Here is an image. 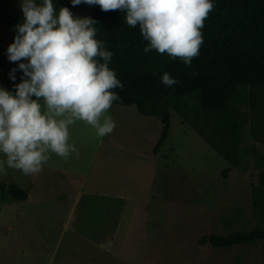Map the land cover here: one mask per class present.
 I'll use <instances>...</instances> for the list:
<instances>
[{"label":"rangeland","instance_id":"1","mask_svg":"<svg viewBox=\"0 0 264 264\" xmlns=\"http://www.w3.org/2000/svg\"><path fill=\"white\" fill-rule=\"evenodd\" d=\"M63 1L53 0L54 7ZM21 3L10 0L9 12L22 11ZM71 12L79 18L95 15L94 7L84 3ZM16 35L17 26L0 24V53ZM0 87L7 90L1 67ZM249 95L248 104L229 110L232 115L242 112L248 121L239 145L217 135L219 115L194 112L192 99L183 103L190 110L187 116L171 110L170 136L155 153L163 128L160 118L140 114L136 105H113L107 113L116 122L111 134L99 137L90 125L77 121L69 127V143L76 151L67 159L50 153L43 170L32 175L6 167L0 182L34 184L35 192L45 185L50 196L39 210L35 194L25 201L0 189V264H47L27 249H40V241H52L55 231L32 220L52 219L59 209L49 210L51 202L63 198L69 222L60 242L64 254L55 253L58 257L50 264L66 263V258L72 263L78 256L86 264L89 246L94 247L90 238L98 234L113 236L109 249L141 253L143 264H263L264 241L228 249L201 243L212 234L264 231V85H250ZM0 159L6 157L0 154ZM106 187L130 195L106 201L84 193L78 202L79 193L68 190ZM79 226L82 237L76 241L70 237L78 234Z\"/></svg>","mask_w":264,"mask_h":264},{"label":"clouds","instance_id":"2","mask_svg":"<svg viewBox=\"0 0 264 264\" xmlns=\"http://www.w3.org/2000/svg\"><path fill=\"white\" fill-rule=\"evenodd\" d=\"M71 3L126 12L127 25H139L148 42L145 53L155 50L186 66L199 55L201 29L215 7L212 0ZM21 10L24 22L17 25L7 54L10 62H18L24 78L15 93L0 87V154L6 157L0 159V174H6L7 167L32 175L43 170L50 153L67 159L76 151L69 143V127L77 121L90 125L99 137L111 134L116 122L107 113L120 99L113 90L122 89L123 84L109 68L112 52L96 39L95 20L75 17L68 7H60L57 14L53 0L40 5L22 0ZM161 82L167 87L178 83L167 72Z\"/></svg>","mask_w":264,"mask_h":264},{"label":"trees","instance_id":"3","mask_svg":"<svg viewBox=\"0 0 264 264\" xmlns=\"http://www.w3.org/2000/svg\"><path fill=\"white\" fill-rule=\"evenodd\" d=\"M212 2L214 10L201 29L203 44L190 66L155 50L145 53L148 42L139 25H127L126 12H104L98 5H91L95 9L93 20L97 22L94 25L96 39L112 52L109 68L123 84L122 89L113 90L120 97L113 105H136L140 114L160 118L163 128L155 153L170 136L171 110L187 116L190 110L185 109L183 103L192 99L196 100L192 106L194 112L219 115L220 120L214 127L217 135L234 146L243 142L247 118L242 112L232 115L229 110L234 104L249 103L250 85H264V0ZM9 6L10 0H0V24L12 29L24 22V15L22 11L10 13ZM77 6L65 0L57 3L55 9L58 14L60 7L72 11ZM0 67L7 90L15 93L16 85L24 78L18 62H10L7 51H3ZM13 69H16L14 73ZM165 72L178 83L165 86L161 82ZM10 74L15 76L14 80ZM0 189L18 200L28 198L27 191L14 183L0 182ZM259 241H264L262 230L228 236L212 234L201 239L202 244L224 249Z\"/></svg>","mask_w":264,"mask_h":264},{"label":"crops","instance_id":"4","mask_svg":"<svg viewBox=\"0 0 264 264\" xmlns=\"http://www.w3.org/2000/svg\"><path fill=\"white\" fill-rule=\"evenodd\" d=\"M7 183H11L12 181H6ZM16 184V183H15ZM17 185H19L20 187H22L23 189L27 190L28 193V198L25 201L30 200L31 198V194H35L37 197V206H39V210L43 207L44 208V204L46 202V196H50L47 195L50 193V190L48 189L49 187H41L39 189V191L34 190V184H31L30 187H32V191L31 188L21 182H17ZM71 193H79V198H78V202L81 199L82 194L84 193H88L90 194L92 197H96V196H100L103 197L106 201H112V199L115 197V195L117 194H127L130 195L129 192H123V193H114L113 192V188H100V189H85V191L90 190L89 192H85L82 190V188H72V189H68ZM39 195V196H38ZM120 197H124L128 200H131L132 197L131 196H120ZM51 199H53V197H51ZM5 202H3L4 204ZM51 209L48 208L49 210H53V209H59L57 211V213L55 214V212H53V218L52 219H34L32 220L33 225H37L38 222H40L43 226L45 227H52L55 231V233H53L54 237L52 239V241H40L41 244V248L40 249H36L34 248V250L32 249H27V252L29 254H34L33 256H40L42 258H45L47 261V264H50V261L53 257L57 256L55 255V253L58 252V255H62L64 253H61V241L64 242L65 240V231L67 229V225H68V220L65 217V199H62V202H58V203H54L51 202ZM29 206H36V203H32ZM61 208V210H60ZM46 209V207H45ZM102 213V215H107L109 213H107L105 210H101L99 211ZM107 217V216H106ZM60 225H61V233H60ZM49 230V229H48ZM52 232V231H51ZM57 235V238H56ZM82 237V235H80V226H79V231L78 234H75L74 236H71L70 238H75L76 241H79V239ZM110 239H113V236H111L110 234H98L95 236H91L90 241H92L94 243V247H90L89 246V251L90 252V256L87 257L88 261L86 262V264H143L142 261H140V258H142L141 253L139 252H122V251H115V249H109L108 245H109V241ZM55 243V244H54ZM30 248V247H27ZM54 248V249H53ZM55 249H58V251H56ZM31 251V252H30ZM58 257V256H57ZM45 261V262H46ZM82 258L80 256H78L77 260H73V262H70V259L66 258V263L64 261L59 262V264H82ZM84 263V262H83Z\"/></svg>","mask_w":264,"mask_h":264}]
</instances>
